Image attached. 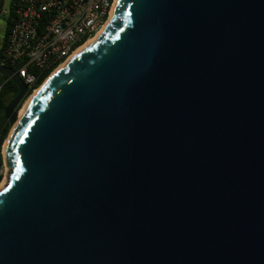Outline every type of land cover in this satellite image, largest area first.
<instances>
[{"label":"water","instance_id":"obj_1","mask_svg":"<svg viewBox=\"0 0 264 264\" xmlns=\"http://www.w3.org/2000/svg\"><path fill=\"white\" fill-rule=\"evenodd\" d=\"M6 160L0 264H264V0H119Z\"/></svg>","mask_w":264,"mask_h":264},{"label":"built area","instance_id":"obj_2","mask_svg":"<svg viewBox=\"0 0 264 264\" xmlns=\"http://www.w3.org/2000/svg\"><path fill=\"white\" fill-rule=\"evenodd\" d=\"M4 0L0 17L7 13ZM119 0H17L16 19L4 51L3 65L15 67L32 96L38 80L43 84L91 40L96 39L113 18ZM11 79L0 73V97ZM22 108L18 110L20 112ZM0 129V186L7 181V140Z\"/></svg>","mask_w":264,"mask_h":264},{"label":"trees","instance_id":"obj_3","mask_svg":"<svg viewBox=\"0 0 264 264\" xmlns=\"http://www.w3.org/2000/svg\"><path fill=\"white\" fill-rule=\"evenodd\" d=\"M16 5H17V0H10L7 6V13L5 14L6 18H5L4 37L2 39L1 47H0V64L3 63L4 51L9 41V36H10L12 25L16 19V8H17ZM3 8H4V0H0V13L2 12ZM12 69L16 70L15 67H12ZM48 76H49V73L44 74L38 80L37 85L35 87H40ZM18 92H19L18 87L15 85L14 82L10 80L6 84V86H4L3 91L1 93L0 129L2 131L3 137H6L11 130V125L8 123V121L5 118L4 109L9 103L10 99L14 97ZM31 94H32V91L29 90L26 94V97L23 99V101ZM23 101L21 102L17 110L21 108Z\"/></svg>","mask_w":264,"mask_h":264},{"label":"bare ground","instance_id":"obj_4","mask_svg":"<svg viewBox=\"0 0 264 264\" xmlns=\"http://www.w3.org/2000/svg\"><path fill=\"white\" fill-rule=\"evenodd\" d=\"M95 40H96V39L91 40L90 42H88L84 47H82V48L76 53V55H77L78 53H80L82 50H84V49H85L87 46H89L91 43L95 42ZM76 55H75V56H76ZM73 58H74V57H73ZM65 66H66V64L63 65V66H62L61 68H59L58 70L64 68ZM39 90H40V88L36 90V92H35V93L29 98V100H28L27 103L25 104L24 108L18 113V117H17V119H16V121H15V123H14V125H13V128H12L11 133H12V132L16 129V127L18 126V124H19L21 118H22V117L25 115V113H26V110H27L28 105L30 104V102L32 101V99L34 98V96L39 92ZM11 133H10V134H11ZM7 144H8V140H7ZM7 184H8V179H7L6 182H4V183L0 186V191L3 190V189L7 186Z\"/></svg>","mask_w":264,"mask_h":264},{"label":"rangeland","instance_id":"obj_5","mask_svg":"<svg viewBox=\"0 0 264 264\" xmlns=\"http://www.w3.org/2000/svg\"><path fill=\"white\" fill-rule=\"evenodd\" d=\"M5 18H6V15L3 14L1 17H0V47H1V42H2V39L4 37V28H5ZM31 96H28L22 103V106H25V104L27 103V101L29 100ZM13 128V127H11Z\"/></svg>","mask_w":264,"mask_h":264},{"label":"flooded vegetation","instance_id":"obj_6","mask_svg":"<svg viewBox=\"0 0 264 264\" xmlns=\"http://www.w3.org/2000/svg\"><path fill=\"white\" fill-rule=\"evenodd\" d=\"M18 93H19V92H18ZM18 93H17L14 97H12V98L10 99V101L13 100V99H15V98L17 97ZM10 101H9V102H10Z\"/></svg>","mask_w":264,"mask_h":264}]
</instances>
